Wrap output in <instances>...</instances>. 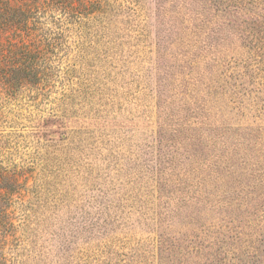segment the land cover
<instances>
[{
  "label": "rangeland",
  "instance_id": "obj_1",
  "mask_svg": "<svg viewBox=\"0 0 264 264\" xmlns=\"http://www.w3.org/2000/svg\"><path fill=\"white\" fill-rule=\"evenodd\" d=\"M96 1L43 18L55 46L38 85H0V264L209 263L229 226L264 218V194L239 193L264 134V66L237 44L210 77L163 35L157 0Z\"/></svg>",
  "mask_w": 264,
  "mask_h": 264
},
{
  "label": "trees",
  "instance_id": "obj_2",
  "mask_svg": "<svg viewBox=\"0 0 264 264\" xmlns=\"http://www.w3.org/2000/svg\"><path fill=\"white\" fill-rule=\"evenodd\" d=\"M155 4L163 35L182 48L186 42L193 58V50L198 51L207 63L210 77L212 73H224L222 59L237 44L248 52V62L257 61L264 66V0H157ZM90 6L100 9L96 0H0V85L4 87L6 95L14 96L16 90L26 83L36 86L45 77V54L55 43L46 38L51 30L43 27V18L52 20L58 12L75 19L91 12ZM55 24L59 25L57 22ZM19 72L22 75H18ZM214 92L215 89L210 94ZM256 132L259 134L254 137L258 156L253 161L257 166L242 175L251 179L249 183L239 186L243 205V197H252L254 193L256 196L264 194L258 190V187H264V166L260 163L264 159L261 148L264 134L263 130L256 129ZM229 177L236 180L233 174ZM238 184L239 181L235 185ZM223 204L219 208L222 209ZM241 204L225 203L228 208L226 213H233V208ZM253 210H256V206ZM240 219L229 222L231 225L233 222L243 224ZM256 219L250 221L254 226L250 231L245 230V226H229L228 241L217 238L206 245L209 249H215L209 263L197 261L195 257V262L191 263L212 264L217 258L222 262L227 253H231V259L234 258L236 262L229 261L228 264H264V260L259 259L260 253L264 252L261 249L264 244V218L255 223ZM237 229L240 231L236 232ZM223 246L228 247L226 251ZM183 260V264H186V258Z\"/></svg>",
  "mask_w": 264,
  "mask_h": 264
}]
</instances>
